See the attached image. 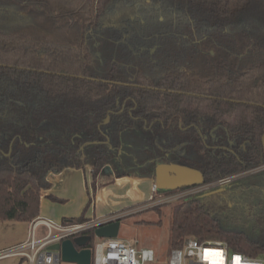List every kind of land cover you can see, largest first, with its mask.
<instances>
[{"label":"trees","instance_id":"obj_1","mask_svg":"<svg viewBox=\"0 0 264 264\" xmlns=\"http://www.w3.org/2000/svg\"><path fill=\"white\" fill-rule=\"evenodd\" d=\"M263 134L264 0H0V221L36 219L64 170L90 169L94 197L105 170L152 179L172 163L235 179L173 206L170 248L264 260ZM93 197L61 223L87 221Z\"/></svg>","mask_w":264,"mask_h":264},{"label":"built area","instance_id":"obj_2","mask_svg":"<svg viewBox=\"0 0 264 264\" xmlns=\"http://www.w3.org/2000/svg\"><path fill=\"white\" fill-rule=\"evenodd\" d=\"M234 177L220 179L216 182L202 184L192 188L169 194L161 195L154 182L151 186L150 196L145 204L132 209L131 212H140L137 209H152L172 202L197 196L222 187L234 180ZM142 211V210H141ZM121 214L114 213L107 217L88 219L82 223L54 224L44 219H37L32 223L29 239L17 246L1 250L0 260L9 257H22L28 264H61L57 252L47 251L50 245L60 243L66 239H72L86 235L90 230L120 220ZM45 226L46 231L41 238H36V228ZM96 239L91 249V264H153L155 255L151 249H137L128 242L114 239ZM218 252L222 254L224 264H264V260L249 259L245 255L231 253L227 244L220 241L198 242L188 239L180 249L170 251L166 264H212V259L206 258V253ZM239 258V259H237Z\"/></svg>","mask_w":264,"mask_h":264},{"label":"crops","instance_id":"obj_3","mask_svg":"<svg viewBox=\"0 0 264 264\" xmlns=\"http://www.w3.org/2000/svg\"><path fill=\"white\" fill-rule=\"evenodd\" d=\"M90 173L88 168L85 171L67 169L60 174L49 176L51 186L42 192L40 214L36 219L30 222L0 221V251L26 242L29 239L31 225L37 219L60 224L63 220L79 217L89 197H93ZM152 184L151 178L134 176L115 178L110 172H105L98 178L95 195L84 217L101 219L132 206L138 208L136 205L146 202L150 196ZM49 195L60 202L47 199ZM45 231V226H38L36 238H41ZM0 264L28 263L24 258L15 256L0 260Z\"/></svg>","mask_w":264,"mask_h":264},{"label":"water","instance_id":"obj_4","mask_svg":"<svg viewBox=\"0 0 264 264\" xmlns=\"http://www.w3.org/2000/svg\"><path fill=\"white\" fill-rule=\"evenodd\" d=\"M108 121V117H106ZM264 153V134L261 138ZM153 182L159 191H175L184 188L200 186L204 183L202 174L193 168L178 164H159L155 167ZM213 192L210 194L220 193ZM120 221L100 226L93 232L94 237L99 239H114L117 237ZM91 236L81 235L72 239L63 240L60 243L50 245L47 251H54L59 254L60 262L75 264H91V248L89 244Z\"/></svg>","mask_w":264,"mask_h":264},{"label":"rangeland","instance_id":"obj_5","mask_svg":"<svg viewBox=\"0 0 264 264\" xmlns=\"http://www.w3.org/2000/svg\"><path fill=\"white\" fill-rule=\"evenodd\" d=\"M209 53L214 55L213 51ZM263 169L260 168L256 171ZM52 176L50 175V177ZM176 203L178 202L175 201L159 206L160 214L154 209H137L140 212H131V210L127 209L121 212L122 219L120 220L119 232L116 239L128 242L140 250L151 249L155 255V262L153 264H166L169 253L173 250L170 248L169 232L171 210ZM159 220H161L160 225L140 223L141 221L155 223ZM93 242H96L95 238Z\"/></svg>","mask_w":264,"mask_h":264},{"label":"flooded vegetation","instance_id":"obj_6","mask_svg":"<svg viewBox=\"0 0 264 264\" xmlns=\"http://www.w3.org/2000/svg\"><path fill=\"white\" fill-rule=\"evenodd\" d=\"M155 49H156V47L150 48L149 54L150 55H153L155 53ZM98 56L101 57V53L100 54L98 53ZM100 64H101V59H100ZM99 68H102V67H99ZM129 81H130V84L132 86H134V87H139L140 86V85H138V84L135 83L134 76H131L130 75ZM126 105H125V107H126ZM137 119L140 121L141 120V117H137ZM148 128H149V130H147V128L144 127V132H147L148 134H169V133H158V131L156 130V127L154 126V124H150ZM191 130H194L196 132V134H217L216 128L211 129V130L206 131V132H201L200 129H198V127L195 126L194 124L185 125L184 127L181 128V132L186 133V134L189 133ZM101 134H104V133H101ZM106 142H108V141H106ZM105 172H106V170H105ZM230 183H228V184H226V185H224L222 187L215 188V189H213V190H211L209 192H206L205 194H210V193H213V192H218L219 190L224 191L228 186H230Z\"/></svg>","mask_w":264,"mask_h":264},{"label":"snow or ice","instance_id":"obj_7","mask_svg":"<svg viewBox=\"0 0 264 264\" xmlns=\"http://www.w3.org/2000/svg\"><path fill=\"white\" fill-rule=\"evenodd\" d=\"M206 258L212 259V264H224L222 254L218 252L206 253ZM239 259V258H237Z\"/></svg>","mask_w":264,"mask_h":264}]
</instances>
